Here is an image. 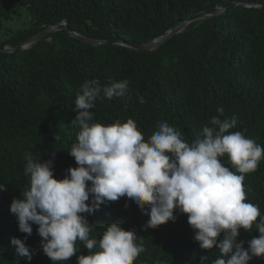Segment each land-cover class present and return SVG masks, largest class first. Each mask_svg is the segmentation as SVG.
Listing matches in <instances>:
<instances>
[{
    "label": "trees",
    "instance_id": "obj_1",
    "mask_svg": "<svg viewBox=\"0 0 264 264\" xmlns=\"http://www.w3.org/2000/svg\"><path fill=\"white\" fill-rule=\"evenodd\" d=\"M230 1L253 5L192 22L150 52L90 45L71 37L63 25L29 48L0 51V185L6 189L0 191V264H77L78 256L91 254L77 240L71 258L52 262L42 251L38 226L32 224L31 235L22 233L10 212L13 199H21L30 188L26 155L37 162L51 159L57 180L77 167L69 151L80 129L71 121L86 80H97L101 86L129 81L128 98L101 96L94 101L90 123L110 125L131 118L147 142L167 121L191 143L202 136L204 126H211L212 117L235 116L236 126L229 131H240L264 148V0ZM230 1L0 0V48L16 47L62 20L90 39L146 43L205 8L219 4L220 10ZM9 22L24 25L12 30ZM141 97L144 103L139 102ZM218 107L224 109L222 115ZM219 159L236 171L227 155ZM244 176L245 202L257 205L264 216V158ZM90 201L91 194L85 203ZM81 215L92 224L89 237L98 241L113 222L134 231L144 251L133 264H200L202 256H207L204 264H212L221 255L215 246L200 248L194 240L196 230L178 210L174 222L147 229L149 216L126 196ZM259 220L247 231L239 229L237 242L243 241L245 250L248 241L260 235ZM13 237L24 240L31 261L16 252L10 243ZM222 238L223 233L217 242ZM248 264H264V256L252 257Z\"/></svg>",
    "mask_w": 264,
    "mask_h": 264
},
{
    "label": "clouds",
    "instance_id": "obj_2",
    "mask_svg": "<svg viewBox=\"0 0 264 264\" xmlns=\"http://www.w3.org/2000/svg\"><path fill=\"white\" fill-rule=\"evenodd\" d=\"M81 93L75 100L77 115L71 121L80 131L69 151L77 167H70L68 175L57 180L51 159L37 162L31 154L26 155L30 188L10 205L20 232L31 235L32 224L38 226L42 251L52 262L71 258L79 240L91 254L78 256L77 264H133L144 251L143 245L136 243L134 231L113 222L98 241L89 237L92 224L81 215L122 196L149 216L145 229L174 222V210L186 214L200 248L215 246L220 250V257L212 264H248L252 257L264 256V216L257 205L245 202L243 185L244 174L254 172L264 158V148L240 131H229L236 126L235 116L223 120L212 117L211 126H204L202 136L191 143L163 121L146 142L131 118L110 125L90 123V109L97 98H128V80L104 86L97 80H86ZM139 102L144 103L142 97ZM217 112L222 115L224 109L218 107ZM225 155L235 172L219 159ZM4 190L0 185V191ZM90 194V203H85ZM257 217L260 235L248 241L245 250L244 242H237L239 229H251ZM10 243L31 261L24 240L13 237ZM206 260L207 256L200 257V264Z\"/></svg>",
    "mask_w": 264,
    "mask_h": 264
},
{
    "label": "water",
    "instance_id": "obj_3",
    "mask_svg": "<svg viewBox=\"0 0 264 264\" xmlns=\"http://www.w3.org/2000/svg\"><path fill=\"white\" fill-rule=\"evenodd\" d=\"M252 5L253 4H251V3L230 1V5L218 10L219 4H215L214 6H211V7H208V8L201 10L200 12H198L194 16H192L190 19L184 20V21L178 23L177 25H175L174 27H172L171 29L166 31L164 34H162L160 37L153 39V40L146 42V43H128V42L126 43V42H123L122 40H94V39H90V38H87V37L77 33V32L72 31L68 27L67 22L65 20H63V21L57 22L53 25L46 27L44 30L39 32L37 35L26 40L25 42H23L21 44H18L16 47L12 48L9 46H5L3 48H0V51L10 53V52H14L17 49L29 48L31 44H34V43L40 41L42 38L48 36L50 33L55 32L59 26L63 25L65 27L66 32L71 37L76 38V39L83 41V42L90 44V45L97 46V45H102V44H114V45L124 46V47L130 48L133 50H137L140 52H150V51L155 50L160 44H162L163 42H165L169 38L173 37L174 35L178 34L179 32H182L183 30H185L192 22H195L198 20H205V19H208L212 16L222 14L227 9H233L235 7H244V6L249 7ZM262 5H264V3Z\"/></svg>",
    "mask_w": 264,
    "mask_h": 264
},
{
    "label": "rangeland",
    "instance_id": "obj_4",
    "mask_svg": "<svg viewBox=\"0 0 264 264\" xmlns=\"http://www.w3.org/2000/svg\"><path fill=\"white\" fill-rule=\"evenodd\" d=\"M25 18H23V20H24ZM26 21H28V18H26ZM63 21V20H62ZM21 22H23V21H21ZM21 22L20 23H16V22H9L8 24H7V27L8 28H10V29H12V30H15V29H18V28H20V27H22L24 24V22L21 24ZM62 26V25H61ZM44 30V29H43ZM51 34V33H50Z\"/></svg>",
    "mask_w": 264,
    "mask_h": 264
}]
</instances>
